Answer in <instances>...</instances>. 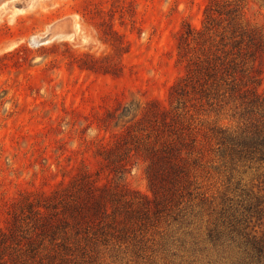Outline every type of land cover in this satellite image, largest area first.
<instances>
[{
    "label": "rangeland",
    "instance_id": "rangeland-1",
    "mask_svg": "<svg viewBox=\"0 0 264 264\" xmlns=\"http://www.w3.org/2000/svg\"><path fill=\"white\" fill-rule=\"evenodd\" d=\"M210 1L16 0L0 10V227L20 215L22 201H42L87 177L108 200L125 192L110 205L124 231L105 227L106 238L92 230L71 264H264L245 245L210 238L225 198L239 208L252 193L264 208V166L233 165L218 145V131L241 129L234 103L208 104L199 86L179 101L171 94L202 40L211 53L222 48L217 20L180 55L181 35L204 31ZM222 1L242 8L245 28L264 33V0ZM72 25L73 40L56 35L40 45L51 26ZM152 103L197 136L201 157L192 193L167 209H157L146 175L147 134L154 140L156 131L142 118ZM158 128L167 130L160 120Z\"/></svg>",
    "mask_w": 264,
    "mask_h": 264
},
{
    "label": "trees",
    "instance_id": "trees-1",
    "mask_svg": "<svg viewBox=\"0 0 264 264\" xmlns=\"http://www.w3.org/2000/svg\"><path fill=\"white\" fill-rule=\"evenodd\" d=\"M205 15L204 31L190 28L181 35V57H187L190 42L199 45L207 32L216 29L217 20L224 24L222 48L211 53V49L204 48L207 41L203 43L202 40L204 50L195 61L190 60L192 64L187 75L173 87L171 94H176L179 101L190 88L196 91L199 86L208 104L213 99L234 103L232 117L241 129L218 131V145L233 165L241 162L264 166V91L259 89L264 75V33L244 27L242 8L238 4L211 0ZM147 108L142 121L156 131V136L153 140L147 134L145 149L150 164L146 175L157 209H167L173 202L180 205L185 192L192 193V178L196 177L194 174L201 161L197 156L198 140L156 104H149ZM159 120L167 130H159ZM121 194L125 192L111 193L112 200H108L107 190L84 177L75 180L71 187L55 192L52 197H42V201H22L18 209L20 215L16 214L6 231L0 227V264H71L76 251L85 249L82 243L89 241L92 230L101 231L106 238L109 233L105 227L115 233L124 231V228L119 230L122 221L118 207L110 211V205ZM224 203L228 205L220 213V223L210 231L211 240L220 242L226 238L231 243L245 245L263 260L264 208L261 198L248 193L239 208L232 205L229 198H225ZM90 211L92 215L89 216L87 212ZM255 219L258 229L256 225L251 228ZM97 230L92 234L96 235Z\"/></svg>",
    "mask_w": 264,
    "mask_h": 264
},
{
    "label": "bare ground",
    "instance_id": "bare-ground-1",
    "mask_svg": "<svg viewBox=\"0 0 264 264\" xmlns=\"http://www.w3.org/2000/svg\"><path fill=\"white\" fill-rule=\"evenodd\" d=\"M15 1L16 0H0V10L8 7L9 4L11 5L14 4ZM77 30H78V26L72 25L70 31H60L59 30L57 32H54V26H51L48 32L44 34V36L41 35V37H39L38 41L40 45L47 44L51 41L53 36H56V35L61 36L63 39L73 40L74 39L73 37Z\"/></svg>",
    "mask_w": 264,
    "mask_h": 264
}]
</instances>
